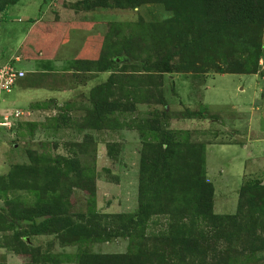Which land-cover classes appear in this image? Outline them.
<instances>
[{
  "label": "rangeland",
  "instance_id": "374dc122",
  "mask_svg": "<svg viewBox=\"0 0 264 264\" xmlns=\"http://www.w3.org/2000/svg\"><path fill=\"white\" fill-rule=\"evenodd\" d=\"M12 1L0 0V10ZM35 2L41 15L26 21L40 20L39 32L32 30V53L34 48L37 55L48 51L60 56L69 73L57 70L50 78L55 99L20 111H1L0 264H8V259L17 264H76L85 253L134 252L140 232L129 237L121 229L100 241L86 236L91 226L85 222L101 215L99 223L110 232L124 225L110 216L137 213L142 148L145 141L158 142L162 133L196 145L204 156V179L214 189V214L234 216L243 189L261 181L264 185V23L254 29L251 43L263 35L261 60L255 53L244 63L246 70L256 67V76L216 74V68L234 62L227 56L221 57L225 62H197L193 60L202 56L186 52L173 57L172 73L160 75L143 61L150 54L147 61L154 62L166 45H174V33L188 28L184 16L150 0ZM22 21L20 15L1 13L0 37H20L23 33H18L16 24ZM194 23H199L197 18ZM178 43L184 45L187 39ZM116 56L123 59L113 64ZM3 60L10 64L14 59ZM109 64L112 69H106ZM0 96L7 95L0 92ZM160 97L165 104H160ZM93 98L102 103L97 114ZM188 112L193 114L189 117ZM35 158L55 169L50 170V180L48 170L41 168L32 182L26 168L33 167ZM86 179H91L94 190L83 186ZM48 181L53 183L49 187ZM250 201L259 211L254 215L259 219L255 235L247 227L241 241L221 242L219 264H264V189L256 190ZM51 206L76 228L75 233H59L54 225L52 233L36 236L35 227L22 221L48 212ZM171 218L151 216L143 228L144 238L167 235ZM177 218L189 219L187 214ZM81 225L83 232L77 228ZM22 230L29 233L27 239L21 237ZM164 242L169 244V238ZM148 245L154 250L153 242ZM166 251V264H186L181 263L179 247L172 250L169 245Z\"/></svg>",
  "mask_w": 264,
  "mask_h": 264
},
{
  "label": "trees",
  "instance_id": "16d2710c",
  "mask_svg": "<svg viewBox=\"0 0 264 264\" xmlns=\"http://www.w3.org/2000/svg\"><path fill=\"white\" fill-rule=\"evenodd\" d=\"M17 1L13 0L10 4ZM150 1L166 6L168 10L176 12L177 16H184V20L188 22L186 23L188 28L185 32L180 29L175 32L174 45L171 47L166 45L163 54L156 56L154 62L147 61L151 57L150 54H147L148 57L143 61V65H146L148 70H153L160 75L172 73L173 57L181 56L182 52H186L191 56H202L200 60H193L197 62H215L216 59L225 62L226 56L234 62L231 66L227 65L225 69L216 68V74L254 75L256 73V67L246 70L247 66L244 63L248 62L255 53L258 61L261 60L263 35L253 44L251 43L254 29L256 27L263 28L264 0ZM196 18L199 23L195 24ZM168 34L170 32H167ZM183 38L187 39V43L184 45L178 43ZM158 52L160 53V51H156V54H159ZM221 57H225V59ZM117 59L121 61L123 57H113L111 62L116 64ZM106 69H112V66L109 64ZM197 70L201 69L194 71ZM158 101L160 104L166 103L164 98ZM101 104L100 101L93 98V111L96 114L101 109L103 110ZM190 113H187L189 117L193 114ZM169 135L162 133L158 142L150 140L144 142L141 152L137 213L110 216L116 221L124 223L121 228L119 226L110 232L106 231L105 227L99 223L101 215L92 216V219L85 222V225L91 226L86 236L93 235L100 241L110 239L111 236L117 235L121 229H124L129 237L131 232H140L137 241H134V237L137 236H133L134 252L108 255L85 253L78 256L76 264H166L169 255L166 248L169 245L172 250L179 247L181 263L219 264L218 257L223 253H219L217 246L221 242L230 244L233 241H241L240 236L248 230L247 227H249L251 235H255L254 231L259 219L254 215L259 211L254 209L250 198L256 190L264 189L262 181L243 189L238 202V211L234 216L214 214L212 212L214 189L213 185L204 179V156L199 154L196 145L189 146L188 141L174 140ZM32 162L33 167L26 168V173L32 175V182H35L38 175L41 174V168L48 170L47 177L51 173L50 170L52 173L55 170L48 165L44 167L37 158L31 159ZM50 179L51 174L47 180ZM52 184L51 181H48L47 187ZM83 186L92 187L91 179H86ZM92 189L94 190L93 187ZM59 205L62 207L61 204ZM47 211L45 213L38 212L29 220L22 221H27L32 227H35L36 236L52 233L54 225L59 233L76 232V228L71 227L68 220L62 218L63 214L54 210L53 206ZM162 214H169L172 217L167 235L162 233L150 239L144 238L143 228L149 218ZM183 214L188 215L187 221L177 218V215ZM85 225L78 226V230L83 232ZM29 236L26 230H22L21 237L23 239H27ZM160 236L166 237L159 238ZM167 238H169V244L164 242ZM148 242L154 243V250H151ZM17 244L19 241L16 239ZM225 254L229 255L228 250Z\"/></svg>",
  "mask_w": 264,
  "mask_h": 264
},
{
  "label": "crops",
  "instance_id": "0c3cea01",
  "mask_svg": "<svg viewBox=\"0 0 264 264\" xmlns=\"http://www.w3.org/2000/svg\"><path fill=\"white\" fill-rule=\"evenodd\" d=\"M39 10L35 0H18L14 4L4 5L2 10H0L2 11L0 12L2 15H6V13L10 12L20 15L21 18L24 19L21 23L16 24L18 33H23L20 34V37L12 39H3L0 37V67L9 64L3 60L4 58L5 60L14 59L10 65L15 69L18 68L17 70L19 71L25 72L23 79L19 80L10 93L4 92L7 96H0V115L1 111L5 109H11L8 111H12L18 108L20 111L23 107H28L31 104L55 99L52 97V92L54 91L49 87L53 83L50 81V78L56 75L57 70L58 73H62V75H67L69 73L65 68L66 64L64 60L60 56L58 57L57 55L48 53V51L47 53L43 52L41 55H37L34 48L32 53V47L29 46L31 38H34L33 35L35 34V30L33 33L32 30L36 29V32H39L40 27L38 25L40 20L37 19L35 22L33 21L31 23H26V21L33 20L38 14L41 15ZM2 27L3 24H0V34L3 31ZM36 34L38 35V33ZM23 53L29 58H24L26 56H24ZM4 54L7 56L3 57ZM9 56L12 57L7 58ZM19 58L22 59L19 60ZM261 77H264V75ZM261 81L263 82L264 80L261 79ZM22 82L25 83L22 84ZM233 137L237 138L238 136L235 135ZM8 261V264H17L14 259H8Z\"/></svg>",
  "mask_w": 264,
  "mask_h": 264
},
{
  "label": "built area",
  "instance_id": "2783aa9c",
  "mask_svg": "<svg viewBox=\"0 0 264 264\" xmlns=\"http://www.w3.org/2000/svg\"><path fill=\"white\" fill-rule=\"evenodd\" d=\"M24 76L25 72L15 69L10 64L0 67V92H11L16 83L23 79ZM18 115L15 112V116L18 117Z\"/></svg>",
  "mask_w": 264,
  "mask_h": 264
}]
</instances>
